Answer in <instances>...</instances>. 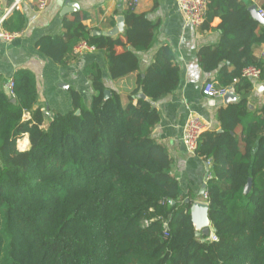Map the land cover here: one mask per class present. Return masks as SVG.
I'll list each match as a JSON object with an SVG mask.
<instances>
[{
    "label": "trees",
    "instance_id": "16d2710c",
    "mask_svg": "<svg viewBox=\"0 0 264 264\" xmlns=\"http://www.w3.org/2000/svg\"><path fill=\"white\" fill-rule=\"evenodd\" d=\"M237 7V0H209L205 25ZM13 12L5 32L24 28ZM86 17L65 20L63 35L39 41L41 52L64 65L86 43L105 52L112 80L136 74L135 87L126 101L118 91L107 97L102 68L90 65V106L71 90L73 110L52 117L35 108L37 82L28 70L16 74L14 97L0 92V264H264V105L252 117L244 98L219 111L222 132L202 134L196 155L211 162L206 203L217 240L197 237L194 201L186 202L172 158L152 137L160 122L153 102L180 84L172 52L162 47L143 74L137 53L152 48L157 28L147 14L124 12L126 41L94 36ZM262 43L264 34L242 41L228 31L218 48L201 51V61L207 71L229 62L233 71L224 69L218 87L246 96L253 89L246 68L264 80V62L253 57ZM240 125L243 143L233 134ZM26 134L30 147L20 151Z\"/></svg>",
    "mask_w": 264,
    "mask_h": 264
},
{
    "label": "crops",
    "instance_id": "0c3cea01",
    "mask_svg": "<svg viewBox=\"0 0 264 264\" xmlns=\"http://www.w3.org/2000/svg\"><path fill=\"white\" fill-rule=\"evenodd\" d=\"M17 0H0V21L10 17L14 12L12 6ZM41 2L45 8L40 9ZM239 7L234 14L225 17L216 16L208 25L194 27L186 22L185 16L178 8L176 0H140L136 14H147L148 19L156 25L154 43L146 52L137 53L140 72L145 73L153 64L154 57L162 47H167L174 56V63L180 69V84L176 91L153 102L160 113V122L154 128L152 137L163 145L173 161L172 173L178 180L185 200L202 201V189L211 176L210 166L205 159L187 152L183 142L184 129L191 115L200 116L208 126L205 131L222 130L219 111L242 99L248 101L252 117H259L264 105V80L252 81L253 89L246 96L239 95L232 87L228 94L232 97L208 99L202 90L208 81L219 84L221 73H230L233 68L229 62H222L214 71H207L201 61L200 53L204 49H216L229 31L237 40H252L264 34V24L255 28L248 20L249 11L256 20L248 0H237ZM257 7L264 9V0H259ZM127 10L122 0H21L20 12L25 20L20 37L12 42L0 41V92H8L10 81L21 70L30 71L36 78L38 103L35 108L52 117L66 114L73 110L71 90L78 92L86 106H90L94 95L92 83L85 71L93 64L102 68L104 85L108 91H118L124 101L135 87V75L114 81L108 72L106 54L96 49H75L67 64H56L43 54L39 41L48 36H61L66 32L65 20H73L76 14L86 15L84 25L92 32H107L116 26V19ZM236 10V11H235ZM225 23V24H224ZM120 38L126 41L125 35ZM243 51V46L239 49ZM118 52H122L119 48ZM253 57L264 62V43L253 47ZM227 100V101H226ZM30 113L23 120H29ZM250 120V119H246ZM244 125L237 127L233 133L242 139ZM23 149H29V136L26 134L19 141ZM243 143V141L241 140ZM24 143H26L24 145ZM241 147L243 149V144ZM20 149V147H18Z\"/></svg>",
    "mask_w": 264,
    "mask_h": 264
},
{
    "label": "built area",
    "instance_id": "2783aa9c",
    "mask_svg": "<svg viewBox=\"0 0 264 264\" xmlns=\"http://www.w3.org/2000/svg\"><path fill=\"white\" fill-rule=\"evenodd\" d=\"M124 5L128 10L135 12L140 5V0H122ZM251 5L257 6L259 0H248ZM21 0H17L12 6L11 11L20 9ZM178 8L182 11L185 16L186 22L194 27H200L204 24L206 19V14L208 11L209 0H176ZM45 2H41L40 9L45 8ZM258 14L261 19H264V9L262 7H257ZM4 20L0 21V41L12 42L20 37L19 32H5L2 30V23ZM84 50L95 48L89 47L86 43L79 46ZM243 76L250 81L259 80L261 77V71L255 67L246 68L243 72ZM15 84L14 80L10 81L8 86V93L14 97ZM229 92L228 88L218 87L214 81H208L203 87L202 93L204 97L208 99H218L224 97ZM208 129V126L204 123L203 119L198 115H191L187 121L184 129L183 142L186 150L190 154H196V150L200 143L202 134ZM210 166L211 162H207ZM210 178V177H208ZM207 194L206 191L202 195V201L206 203ZM209 240L215 241L217 237L214 233H211Z\"/></svg>",
    "mask_w": 264,
    "mask_h": 264
},
{
    "label": "water",
    "instance_id": "95a60500",
    "mask_svg": "<svg viewBox=\"0 0 264 264\" xmlns=\"http://www.w3.org/2000/svg\"><path fill=\"white\" fill-rule=\"evenodd\" d=\"M250 12L252 13V15L254 16V18L256 19V21H258L261 24H264V19H261L259 14H258V10H257V6L252 5V7L250 8ZM126 32V21H125V17L121 16L118 17L116 19V26L111 29L110 31L107 32H94L93 35L94 36H105V37H116L119 35H125ZM230 93V92H229ZM106 96L109 97L111 95V91H106ZM227 98L228 97H232L231 94H226ZM225 96V97H226ZM143 98H145L144 95H142ZM227 101V100H226ZM77 115L80 114V111L76 112ZM218 132H222V130H219ZM251 190V180H249L248 185L245 188V194L249 193V191ZM206 191V184H204L202 192L200 195H203ZM190 200H187L186 202H189ZM208 213H209V205L207 203L204 202H194L192 204L191 207V217H192V221L194 223L195 229H196V236L200 237L202 235L205 236H209L210 235V220L208 217Z\"/></svg>",
    "mask_w": 264,
    "mask_h": 264
},
{
    "label": "rangeland",
    "instance_id": "374dc122",
    "mask_svg": "<svg viewBox=\"0 0 264 264\" xmlns=\"http://www.w3.org/2000/svg\"><path fill=\"white\" fill-rule=\"evenodd\" d=\"M18 147H20V149H19L20 151H25V150H27V149H23V148H22L21 143H20L19 141H18ZM21 148H22V149H21Z\"/></svg>",
    "mask_w": 264,
    "mask_h": 264
},
{
    "label": "bare ground",
    "instance_id": "6f19581e",
    "mask_svg": "<svg viewBox=\"0 0 264 264\" xmlns=\"http://www.w3.org/2000/svg\"><path fill=\"white\" fill-rule=\"evenodd\" d=\"M26 143H24V145H25ZM21 146H23L22 144H21ZM24 148V147H23ZM22 149V148H21Z\"/></svg>",
    "mask_w": 264,
    "mask_h": 264
}]
</instances>
